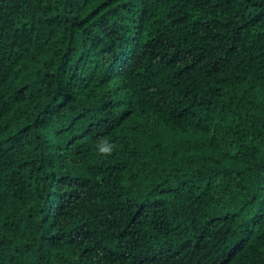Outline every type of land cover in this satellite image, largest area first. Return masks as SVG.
Masks as SVG:
<instances>
[{"label": "trees", "instance_id": "1", "mask_svg": "<svg viewBox=\"0 0 264 264\" xmlns=\"http://www.w3.org/2000/svg\"><path fill=\"white\" fill-rule=\"evenodd\" d=\"M0 264H264V0H0Z\"/></svg>", "mask_w": 264, "mask_h": 264}]
</instances>
